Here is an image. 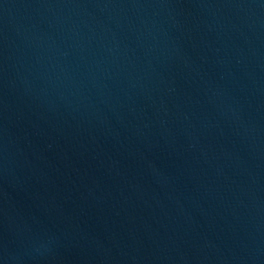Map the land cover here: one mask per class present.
Instances as JSON below:
<instances>
[{"label": "water", "instance_id": "1", "mask_svg": "<svg viewBox=\"0 0 264 264\" xmlns=\"http://www.w3.org/2000/svg\"><path fill=\"white\" fill-rule=\"evenodd\" d=\"M0 264H264V0H0Z\"/></svg>", "mask_w": 264, "mask_h": 264}]
</instances>
